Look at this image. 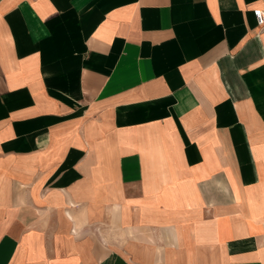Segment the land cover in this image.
Wrapping results in <instances>:
<instances>
[{
  "label": "crops",
  "instance_id": "1",
  "mask_svg": "<svg viewBox=\"0 0 264 264\" xmlns=\"http://www.w3.org/2000/svg\"><path fill=\"white\" fill-rule=\"evenodd\" d=\"M264 0H0V264H264Z\"/></svg>",
  "mask_w": 264,
  "mask_h": 264
},
{
  "label": "built area",
  "instance_id": "2",
  "mask_svg": "<svg viewBox=\"0 0 264 264\" xmlns=\"http://www.w3.org/2000/svg\"><path fill=\"white\" fill-rule=\"evenodd\" d=\"M253 15L255 16L257 24L264 27V10H254Z\"/></svg>",
  "mask_w": 264,
  "mask_h": 264
}]
</instances>
